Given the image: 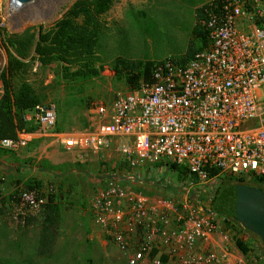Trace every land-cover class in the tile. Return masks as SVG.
<instances>
[{
  "label": "built area",
  "instance_id": "obj_1",
  "mask_svg": "<svg viewBox=\"0 0 264 264\" xmlns=\"http://www.w3.org/2000/svg\"><path fill=\"white\" fill-rule=\"evenodd\" d=\"M200 24L205 39L186 61L163 57L133 88L107 104L91 102L84 128L55 130L49 103L27 114L62 150L118 153L125 167L99 173L86 210L91 228L126 264H264V255L239 251L240 227L212 213L202 189L222 175L252 187L258 179L264 190V0H209ZM31 139L20 128L0 146L16 152ZM169 163L188 176L172 196L139 188L162 169L174 174ZM48 191L18 190L16 215L38 214Z\"/></svg>",
  "mask_w": 264,
  "mask_h": 264
},
{
  "label": "rangeland",
  "instance_id": "obj_2",
  "mask_svg": "<svg viewBox=\"0 0 264 264\" xmlns=\"http://www.w3.org/2000/svg\"><path fill=\"white\" fill-rule=\"evenodd\" d=\"M208 1L112 0L111 7L96 18L98 35L92 32L85 16L78 14L74 18L76 24L83 26V33H90L83 47V58L91 60L87 68L82 67L85 75L76 79L67 72L77 65L61 63V67L55 61L41 63L33 50L36 43L41 42L37 41L38 35L46 36L45 33L54 30L74 0H37L33 13L24 12L23 15L17 10L11 11L8 0H0V74L7 62V51L13 52L8 40L23 34L29 37L32 47L19 59L28 63L13 83L17 79L28 82L34 93L42 98L40 102L52 104L58 128H83L89 118L85 108L91 102L107 104L117 92L138 84L142 79L138 63H153L166 56L185 61L188 54L184 53L189 48L192 52L202 45L203 28L198 9ZM94 37L99 42L97 48L91 40ZM120 59L132 64L133 68L129 72L124 70ZM82 61L81 58L78 62L84 66ZM13 122L14 134L19 126L15 118ZM36 146L33 142L17 152L0 146V150H5L0 155V163L9 168L7 172L0 170V260L21 264H126L115 246L99 238L91 228L90 214L86 210L89 196L84 195L90 188L91 173L106 165L116 166L118 153L111 149L107 157L104 154L101 159L90 157L79 161L72 155L56 152L53 141ZM160 172L156 176H160L169 188L163 190L159 186L157 193L163 197L172 196L179 178L164 169ZM150 178L154 177L147 179ZM27 180L40 190L50 189L49 196L58 203L55 226L43 223L42 215L30 218L27 223L16 215L15 201L10 200V196L14 197L15 191L25 188ZM139 188L155 193L146 181H142ZM202 189L215 195L222 208L229 212L231 188L223 178H213ZM240 234L248 247L247 257L264 255L257 235L250 230H241Z\"/></svg>",
  "mask_w": 264,
  "mask_h": 264
},
{
  "label": "trees",
  "instance_id": "obj_3",
  "mask_svg": "<svg viewBox=\"0 0 264 264\" xmlns=\"http://www.w3.org/2000/svg\"><path fill=\"white\" fill-rule=\"evenodd\" d=\"M112 4V0H74V2L70 5L67 12L64 14L62 19H60L56 23V28L50 32L45 33L42 35L40 33L38 35L37 42L35 47L33 48L34 52L38 55V58L40 57L41 63H48L50 61H55L57 65L62 67L61 63L70 64V66L77 65L76 68H74L73 71L67 72V75L72 78H82L84 76V71L82 67L87 68L90 60L87 58H83V47L86 45V40L90 36L88 34L90 33H83V26L81 24H76L75 17H77L78 14L82 13L85 16L86 21L88 24L92 27V32L96 35H98L96 32L98 31V23L96 21V18L105 13ZM206 6V3L201 6V8L198 9L200 13L199 20L202 18L203 14V7ZM83 24V23H82ZM84 25V24H83ZM202 28V26H201ZM204 30L202 29V37L204 41ZM48 38V40H46ZM30 38L23 35L14 36L13 38L9 39L8 42L11 45L13 52L7 51V62L2 70L0 76H1V83H2V94L0 96V138L5 137H14L15 133L13 134L14 130V122L13 118L16 119V126H19L20 128H24L25 123L27 122L23 115L30 111L33 105L37 103H42L40 100L41 97L37 96L34 93L33 88L30 86V84L26 81H23L21 79H17L15 83H13V79L16 76H20V73L24 71L25 66L28 62H22L19 59L24 58L26 53L30 50L32 47V42L29 40ZM94 43V47L97 48L99 45V42L95 40L94 38H91ZM88 41V40H87ZM196 50V49H195ZM193 50L191 52V49L189 48L188 51L184 54H188V58L191 56V54L195 51ZM88 56H92L88 55ZM83 65L82 66L78 61L81 60ZM172 60L176 62H184L181 59H173ZM186 61V60H185ZM119 63H122V68L126 71H130L133 66L132 64L128 63L125 60L120 59ZM151 62H145L144 64L138 63V71L140 70V75H142L143 79H146L149 74L148 68L150 65L152 66L154 64ZM150 66V67H151ZM96 72L93 70V74ZM12 79V81H11ZM11 108H13V112H11ZM22 114V115H21ZM28 125V124H27ZM54 129L59 130L56 126V121L54 124ZM6 150V149H5ZM0 150V155L2 151ZM9 152H14L11 150H7ZM43 163L46 164L47 162L43 160ZM50 165V164H48ZM158 165V164H156ZM168 170L172 171L175 174V177L184 178L186 177V172L176 167V165L169 163L166 166ZM216 170H211V174L215 173ZM188 177V176H187ZM191 178V177H190ZM189 178V179H190ZM223 179L227 184L232 188L236 184H241L239 179L237 178H231L229 176H223ZM254 186L262 187V184L258 181V179L253 180ZM25 188L23 189H32L36 188L33 185H31L30 181L27 180L25 182ZM264 188V187H263ZM37 189V188H36ZM18 193V190L15 191V195L10 196V200L15 201L16 195ZM211 209L215 212H218L222 215H224L227 218H231L229 216L228 210H224L222 208V204L217 201L216 196L214 195L211 197ZM58 207V203L54 198L49 196L46 204H44L43 209L36 215H27L23 217L22 219L25 220L24 222L27 223L30 218L38 217V215H42L43 223H47L48 225H54L56 224V209ZM232 219V218H231ZM233 220V224L240 227L243 231H248L245 229L239 222L236 220ZM24 223V224H25ZM233 242L241 251L243 254L247 255L248 247L243 243L241 238L233 237ZM260 249L264 254V244L261 243L260 239H258ZM22 262H10L7 260H0V264H21Z\"/></svg>",
  "mask_w": 264,
  "mask_h": 264
},
{
  "label": "water",
  "instance_id": "obj_4",
  "mask_svg": "<svg viewBox=\"0 0 264 264\" xmlns=\"http://www.w3.org/2000/svg\"><path fill=\"white\" fill-rule=\"evenodd\" d=\"M19 3L30 0H14ZM4 167L0 164V170ZM229 216L257 235L264 244V190L236 184L231 188Z\"/></svg>",
  "mask_w": 264,
  "mask_h": 264
},
{
  "label": "crops",
  "instance_id": "obj_5",
  "mask_svg": "<svg viewBox=\"0 0 264 264\" xmlns=\"http://www.w3.org/2000/svg\"><path fill=\"white\" fill-rule=\"evenodd\" d=\"M87 108V107H86ZM86 108H85V112H86ZM55 110V109H54ZM26 117L24 118L27 122L25 123V126H24V129L25 130H28V131H31V136H32V139H31V141L26 145V146H28L29 144H33V142H36V144H37V146L39 147V144L40 145H43L45 142H48L49 140L48 139H46L45 137H44V135L40 132L41 130H39V128L37 127V126H35L34 124H33V122L31 121V120H28V118H27V114H24ZM55 119H57L56 118V112H55ZM28 124V125H27ZM87 124H88V120H87V122H86V124L84 125V127L85 126H87ZM83 127V128H84ZM80 128H82V127H79V128H74V129H80ZM59 130H61V131H63V130H65V131H67V130H70V129H67V128H60ZM54 145H56V144H54ZM35 146V145H34ZM33 146V147H34ZM36 146V147H37ZM37 147V148H38ZM56 147H57V149L55 150L56 152H60L61 154H63V155H66V156H69V155H72V156H74V158L75 159H77V160H79V161H82V160H87V159H89L90 157H92L94 160H97V159H101V157L105 154V156L107 157V155L109 154L107 151H104V152H102L101 154H99V155H96V156H94V155H89V154H86V153H81V154H78L76 151H66V150H62L60 147H58L57 145H56ZM17 152V151H16ZM29 157V156H28ZM27 156H26V158H28ZM50 157H53V155H51ZM119 160H120V158H119ZM75 163H77L78 164V162H75ZM0 164H2V163H0ZM62 165V164H61ZM104 165V163L102 162V166ZM2 166L4 167L3 169H1V171L3 172V171H9V170H7V166L6 165H4V164H2ZM125 167V165H124V163H122V162H120V161H118V164L116 165V166H108V165H106V166H103L101 169L99 168L98 170H96V171H94V172H92L91 173V176H90V180H89V183H90V188H88L86 191H85V193H84V195H90L91 193H92V191H93V189L95 188V186H96V178L98 177V175H99V173L103 170V169H106V170H113V171H119V170H122L123 168ZM9 169V168H8ZM222 175H220L218 178H223V176L221 177ZM157 177V178H156ZM156 178V179H155ZM94 179V181H92ZM148 184L149 185H152L153 186V190L155 191V193L153 192L152 194L151 193H149V192H145V193H147V194H150V195H155V196H161L159 193H157V191H158V188H159V186H162L163 187V190H165L164 188H166V189H168L169 187H168V184H167V186L165 185V183L163 182V180L161 179V177L160 176H154V178H152V179H150L149 180V182H148ZM156 186H157V188H156ZM144 192V191H143ZM211 196H212V194H210ZM213 197V196H212ZM88 199V198H87ZM86 199V200H87ZM82 201H83V199H82ZM211 201V200H210ZM84 202V201H83ZM210 204H211V202H210ZM210 209H211V205H210ZM211 211H212V213H214V214H216V215H222V214H219V213H215V211H213L212 209H211ZM98 235V234H97ZM99 237V236H98ZM100 238V237H99Z\"/></svg>",
  "mask_w": 264,
  "mask_h": 264
},
{
  "label": "bare ground",
  "instance_id": "obj_6",
  "mask_svg": "<svg viewBox=\"0 0 264 264\" xmlns=\"http://www.w3.org/2000/svg\"><path fill=\"white\" fill-rule=\"evenodd\" d=\"M9 1V7L11 8V11H19V15H23L24 12H29V13H33V6L35 5L37 0H32L27 2L26 4L24 3H19L16 2L14 0H8Z\"/></svg>",
  "mask_w": 264,
  "mask_h": 264
},
{
  "label": "flooded vegetation",
  "instance_id": "obj_7",
  "mask_svg": "<svg viewBox=\"0 0 264 264\" xmlns=\"http://www.w3.org/2000/svg\"><path fill=\"white\" fill-rule=\"evenodd\" d=\"M218 201V200H217Z\"/></svg>",
  "mask_w": 264,
  "mask_h": 264
}]
</instances>
